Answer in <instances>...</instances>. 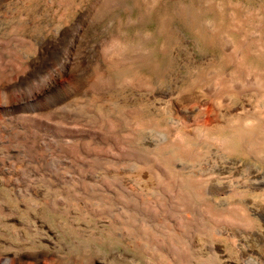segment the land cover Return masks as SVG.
<instances>
[{"label":"rangeland","instance_id":"374dc122","mask_svg":"<svg viewBox=\"0 0 264 264\" xmlns=\"http://www.w3.org/2000/svg\"><path fill=\"white\" fill-rule=\"evenodd\" d=\"M213 2L0 0V161L8 169H0V232L30 231L13 244L56 253L46 264H264V221L252 214L263 237L238 236V246L244 216L217 199L218 170L237 176L251 162L240 140L224 152L217 136L229 133L232 113L264 119V86L248 87L225 42L256 49L264 0ZM119 36L133 57L112 64L108 50ZM245 62L264 72V53ZM229 78L246 86L229 87ZM193 89L200 101L180 105L179 93ZM170 97L176 110L166 112ZM217 100L229 119L219 117ZM243 191L228 203L247 206Z\"/></svg>","mask_w":264,"mask_h":264},{"label":"bare ground","instance_id":"6f19581e","mask_svg":"<svg viewBox=\"0 0 264 264\" xmlns=\"http://www.w3.org/2000/svg\"><path fill=\"white\" fill-rule=\"evenodd\" d=\"M211 2V1H210ZM209 3V2H208ZM212 3L213 0H212ZM212 3L210 5H212ZM236 4V3H235ZM214 5V4H213ZM221 5V4H220ZM218 7V6H217ZM222 7V6H220ZM219 7V8H220ZM218 8V9H219ZM7 9V8H6ZM2 12V11H1ZM256 12V11H255ZM253 14V13H252ZM249 16H252L251 14ZM237 18H235L236 20ZM239 20V18H238ZM257 21V20H256ZM239 22V21H238ZM235 23H237L235 21ZM245 22H240L238 23L237 26H240V27H244ZM22 24V23H21ZM246 24V23H245ZM236 25V24H235ZM2 27V26H1ZM6 27V26H5ZM236 27V26H235ZM218 28V27H217ZM7 31V30H6ZM216 31L214 30L213 28V32ZM217 33H218V29H217ZM220 35V34H219ZM9 36V35H8ZM218 36V35H217ZM2 37V36H1ZM114 38H117V37H114ZM224 38L222 37V40L221 41H224L223 40ZM71 40V39H70ZM73 40V38H72ZM72 40L70 41V44L72 42ZM250 40V39H249ZM75 41V40H74ZM69 42V41H68ZM227 42V41H226ZM225 42V50L227 52V56L229 59L230 62L232 63H235L239 68H243L244 71L246 72V76H244L245 78L243 79V81H245V83H248V87H252V86H258L257 88H260L262 89V87L264 86V72L262 71H259L257 68L253 67L252 64L250 65H247L246 62H245V59L247 56H249L251 53H256L258 55H262L264 53V40L261 39V38H257V39H254L253 42L256 43V49L255 50H252L251 47H250V44L249 42H244L242 43V41H239L241 43H237V44H234L232 43L231 41H228L227 43ZM57 43V42H56ZM73 43V42H72ZM110 45V44H109ZM112 46L109 48L108 50V59L109 61L112 63V64H118V63H122V62H126L128 60H130L133 56L130 55V52H131V47H133L131 44H128L127 42H125V40H123L122 38H120V36L114 41V44H111ZM73 48V47H72ZM1 49V48H0ZM3 49V48H2ZM66 49V48H65ZM69 49V47L67 48ZM70 51V50H69ZM68 51V52H69ZM71 52V51H70ZM4 53V52H2ZM5 56L6 53H4ZM66 54L69 55V53L66 52ZM72 55V54H71ZM1 57V55H0ZM71 57V56H70ZM8 58V57H7ZM11 58V57H10ZM17 59V58H16ZM67 60V59H66ZM71 60V59H70ZM69 60V62H70ZM77 60V59H76ZM198 61V60H197ZM64 62V61H63ZM22 63V62H21ZM76 63V62H75ZM2 64V63H1ZM24 65V63L22 64ZM62 65V63L60 64ZM235 65V66H236ZM19 66V65H18ZM29 66V65H28ZM69 66V65H68ZM67 66V67H68ZM73 66V65H72ZM1 67V66H0ZM17 67V66H16ZM51 67V66H50ZM74 67V66H73ZM6 68V66H5ZM8 68V67H7ZM54 68V66L52 67ZM58 68V67H57ZM3 68H1L2 70ZM9 69V68H8ZM11 69V67H10ZM21 69V68H20ZM56 69V68H55ZM69 69V68H68ZM73 69V68H72ZM12 70V69H11ZM23 70V69H22ZM77 70V69H76ZM27 71V70H26ZM48 71V69H47ZM63 71V70H61ZM5 71L2 70V73H4ZM20 72V70L18 71ZM51 72V71H50ZM60 72V71H59ZM17 73V72H16ZM50 74V73H49ZM59 74V73H58ZM48 75V74H47ZM45 75V76H47ZM20 76V75H19ZM56 76V75H55ZM59 76V75H58ZM11 77V76H10ZM50 77V76H48ZM65 77V76H64ZM75 77V76H74ZM77 77V76H76ZM218 77V76H217ZM8 78V77H7ZM13 78V77H12ZM235 78V77H234ZM234 78H229L228 81H227V85L229 87L233 86V84L235 83L236 85L238 86H243L245 83L242 82L241 80H236ZM45 79V78H44ZM60 79V78H59ZM69 79V78H68ZM73 79V78H72ZM223 79V78H222ZM75 80V79H74ZM218 80V79H217ZM221 80V78L219 79ZM12 81V80H11ZM48 81V80H47ZM54 81V80H53ZM224 81V80H223ZM2 82V81H1ZM0 82V83H1ZM57 82V81H56ZM73 82V81H72ZM7 83V82H6ZM46 83V82H45ZM50 83V82H49ZM58 83V82H57ZM243 84V85H242ZM7 85V84H6ZM50 85V84H49ZM143 85V84H142ZM77 86V85H76ZM246 86V85H244ZM43 87V86H42ZM216 87V86H214ZM45 88V86H44ZM59 88V87H58ZM74 88V87H73ZM213 88V87H212ZM238 88V87H237ZM43 89V88H42ZM56 89V88H55ZM60 89V88H59ZM214 89V88H213ZM219 89V88H218ZM10 92H15L17 91V85L16 84H12L11 85V88H10ZM47 90V89H46ZM54 90V89H53ZM78 90V89H77ZM264 90V88H263ZM7 91V90H6ZM31 91V90H30ZM36 91V90H35ZM42 91V90H41ZM70 91V90H69ZM28 93V92H27ZM6 94V93H5ZM35 94V93H34ZM17 95V94H16ZM33 95V94H32ZM36 95V94H35ZM39 95V93L37 94ZM165 95H168V94H165ZM202 92L198 89H193V90H190V91H182L179 93V95L177 96V101L180 102L179 104L183 106V104H187V103H198V101H200V98L202 97ZM2 96V95H1ZM9 96V95H8ZM25 96V95H24ZM17 97V96H16ZM19 97V96H18ZM33 97V96H32ZM62 97V96H61ZM13 98V97H12ZM57 98V97H56ZM70 98V97H69ZM58 99V98H57ZM219 99V98H218ZM221 99V98H220ZM12 100V99H10ZM22 100V99H21ZM28 100V99H27ZM32 100V99H31ZM30 100V101H31ZM35 100V99H34ZM44 100V99H43ZM172 97L169 98V101L167 102V107H166V112H171V111H175V105L172 101ZM5 101V99H4ZM9 101V99H8ZM23 101V100H22ZM14 102V101H13ZM38 102V101H37ZM47 102V101H46ZM57 102V101H56ZM2 103V102H1ZM23 103V102H21ZM24 103H26L24 101ZM48 103V102H47ZM53 103V102H52ZM193 103V104H194ZM14 104V103H12ZM16 104H18V102H16ZM20 105V103H19ZM22 105V104H21ZM28 105V103H27ZM221 105H222V101L220 100H217V106H218V115L220 118H228V116L230 115V113L228 111H223L222 108H221ZM4 105H1L0 104V110H2L4 107ZM9 108V104L7 105ZM12 106V105H11ZM25 106V105H24ZM23 106V107H24ZM57 106V105H56ZM185 106V105H184ZM7 108L6 111L9 109ZM16 108V107H15ZM245 108V107H244ZM12 109V108H11ZM30 109V108H29ZM4 111V110H2ZM10 112V111H9ZM8 112V113H9ZM14 112V111H13ZM3 113V112H2ZM7 114V113H6ZM38 114V113H37ZM14 115H16L14 113ZM20 115H23V114H20ZM19 115V116H20ZM243 114L241 112L239 113H232L231 117L232 119L229 120L228 122V125H225V127H227L230 131L229 133L226 135L224 134H219V136H217V141L219 143V145L222 147L223 151L226 152V150L229 148V145H230V139H236V140H240L242 143H243V149H242V154L244 155V157L248 158L249 161H251L250 163H245L244 166L242 165L241 167V171L239 172V174H237V176H233V175H229V174H226L224 172H226L228 169H225V168H220L218 171V174H221L219 176V179L217 180V196H218V203L221 204L222 206H228L231 210V214H233L232 212L233 211H237V212H240L243 216H244V223L243 225H245L244 227H246V230L245 231H241L239 230H236L234 235L237 237V240L235 241V244H237L238 246L241 245V242H240V238L242 239L243 238H247V236H250V237H255L256 236V239L259 238V237H263V232L261 230L262 226L258 225L257 223H255L254 220L251 219V215L252 214H255L257 215L262 221H264V168H258V165L260 162L264 161V119L263 120H259L253 116H250V117H246V118H241ZM8 116V115H6ZM184 117V115H182ZM5 117V116H4ZM181 117V115H180ZM2 118V117H1ZM8 118V117H7ZM12 118V117H11ZM229 119V118H228ZM6 121V120H5ZM3 121V122H5ZM8 121V120H7ZM225 121V120H224ZM7 123V122H5ZM222 123V122H221ZM9 124V122H8ZM19 124V123H18ZM224 124V123H223ZM28 125V124H27ZM5 126V125H4ZM8 126V125H7ZM219 126V125H218ZM39 127V126H38ZM220 127H223V126H220ZM3 128V127H2ZM0 127V129H2ZM10 129V128H9ZM25 129V128H24ZM3 130H6V129H3ZM2 130H0L1 132ZM7 131V130H6ZM8 132L10 133V131L8 130ZM2 134V133H0ZM4 134V132H3ZM20 134V133H19ZM7 135V134H6ZM9 135V134H8ZM3 136V135H2ZM2 138V137H1ZM169 138V137H168ZM172 138V137H171ZM174 140H176L177 142L179 143H183L184 139H185V135L181 134V133H176L174 135ZM8 138H6L7 140ZM10 139V138H9ZM12 139V138H11ZM29 139V138H28ZM1 140V139H0ZM5 140V139H4ZM3 140V141H4ZM165 140H168L167 138ZM193 140V139H192ZM2 141V142H3ZM18 141V140H17ZM26 141V140H25ZM162 141V140H161ZM172 141V140H171ZM9 142H11L9 140ZM163 142V141H162ZM167 142H170L169 140ZM186 142H187V139H186ZM185 142V144H187ZM189 142H191L189 140ZM188 142V143H189ZM12 143V142H11ZM173 143V142H172ZM2 145V143H0ZM9 144V143H8ZM17 144V143H16ZM191 144V143H190ZM166 145H169V144H166ZM182 145V144H181ZM11 146V144H10ZM17 146V145H16ZM29 146V145H28ZM9 147V146H8ZM3 148V147H2ZM11 148V147H9ZM14 148V146H13ZM161 148V147H160ZM186 148V147H185ZM11 150V149H10ZM8 150V152L10 151ZM18 150V149H17ZM3 151H6V150H3ZM15 152V151H14ZM182 152V151H181ZM231 152V151H230ZM13 153V152H12ZM11 153V154H12ZM17 153V152H16ZM5 154V153H4ZM9 154V153H8ZM1 155V153H0ZM3 156V154H2ZM13 157V156H12ZM224 157V156H223ZM2 158V157H1ZM4 158V157H3ZM10 158V156H9ZM8 158V159H9ZM1 160V159H0ZM6 160V159H5ZM10 160V159H9ZM15 160V159H14ZM2 161V160H1ZM0 161V164L2 163ZM7 161V160H6ZM19 161V160H18ZM24 161V160H23ZM247 161V160H246ZM5 162V161H4ZM8 162V161H7ZM11 162V161H10ZM253 162V163H252ZM6 163V162H5ZM3 163L0 165V169L2 171V173H6V171L8 170L6 168V164ZM19 163H21L19 161ZM5 164V165H4ZM11 164V163H10ZM17 164V163H16ZM8 165V163H7ZM18 165H21V164H18ZM23 165V164H22ZM26 165V164H25ZM9 166V165H8ZM28 166V165H27ZM36 166V165H35ZM34 167V166H33ZM254 167V168H253ZM31 168V167H30ZM38 168V167H37ZM36 168V169H37ZM11 169V168H10ZM21 169V168H20ZM22 169H23V166H22ZM29 169V168H28ZM12 172H14V169L12 168ZM26 171V169H25ZM37 171V170H35ZM16 172V171H15ZM30 172H33V171H30ZM228 172H230L228 170ZM232 172V171H231ZM27 173V172H26ZM17 174V173H16ZM31 174V173H30ZM28 174V175H30ZM36 174V173H35ZM40 174V173H39ZM37 175V174H36ZM35 175V177H36ZM8 176V175H7ZM16 176V175H15ZM20 176V175H19ZM18 177V176H17ZM26 177V175H25ZM24 177V178H25ZM31 177V176H30ZM33 177V178H35ZM10 178V177H9ZM23 178V176H22ZM27 178V177H26ZM41 178V177H40ZM39 178V179H40ZM1 179V178H0ZM36 179V178H35ZM11 180V179H10ZM23 181V180H22ZM25 181H28L25 179ZM36 181V180H35ZM5 182V181H4ZM9 181H7L6 183L2 184L5 186L8 187L10 184L8 183ZM21 182V181H20ZM11 183V182H10ZM12 184V183H11ZM24 184V183H23ZM29 184V183H28ZM31 184V183H30ZM20 185V184H19ZM55 185V184H53ZM1 186V185H0ZM24 186V185H23ZM27 186V185H26ZM51 186V185H50ZM29 187V186H28ZM39 187V186H38ZM37 187V188H38ZM41 187V185H40ZM44 187V186H43ZM23 190L22 187H19ZM18 188V190H19ZM36 188V187H35ZM42 188V187H41ZM12 189V188H11ZM15 189V188H13ZM20 189V191H21ZM43 189V188H42ZM31 190V189H30ZM30 190H26V191H29ZM36 190V189H34ZM41 190V189H40ZM67 190V189H66ZM70 190V188H69ZM245 191V197H246V193L250 194L251 195V200L248 201V205L247 206H244L242 207L241 209L240 208H237L235 205L233 204H230L228 203L229 201V198H231L232 196L236 195V194H240L241 195V192L239 191ZM4 191V190H3ZM7 191V190H5ZM19 191V193H20ZM47 191V190H46ZM52 191V190H51ZM243 191V192H244ZM11 192V191H10ZM40 192V191H39ZM42 192V191H41ZM44 192V191H43ZM50 192V191H49ZM28 193V192H26ZM46 193V192H45ZM44 193V194H45ZM55 193V192H54ZM15 194V193H14ZM33 194V193H32ZM56 194H58L56 192ZM25 195V194H24ZM23 195V196H24ZM48 195V194H47ZM51 194L49 193V196ZM5 196V195H3ZM8 197L6 199H9V195H7ZM19 196H22L21 193L19 194ZM22 196V197H23ZM28 196V195H27ZM46 196V195H45ZM55 196V195H54ZM59 196V195H58ZM244 196V195H243ZM248 196V195H247ZM6 197V196H5ZM16 196H12V198H14ZM60 197V196H59ZM241 197V196H240ZM1 198V196H0ZM25 198V197H24ZM46 198V197H45ZM61 199V198H60ZM263 199V200H262ZM17 200V199H16ZM22 200V199H21ZM20 200V201H21ZM38 200V198H37ZM40 200V199H39ZM38 200V201H39ZM46 200V199H45ZM50 200V198H49ZM57 200V199H56ZM9 201V200H8ZM19 201V199H18ZM17 201V202H18ZM36 201V200H35ZM41 201V200H40ZM47 201V200H46ZM51 201V200H50ZM54 201V198L53 200ZM25 203H27L26 201H24ZM32 202V200H31ZM34 202V201H33ZM32 202V203H33ZM45 202V201H44ZM48 202V201H47ZM1 203V202H0ZM4 203V202H3ZM2 203V205H3ZM14 203V202H13ZM23 203V204H25ZM30 203V202H29ZM40 203V202H39ZM59 204V203H58ZM8 205V204H7ZM31 205V204H29ZM35 205V204H34ZM42 205V204H40ZM151 205V204H150ZM6 206V204H5ZM4 206V207H5ZM13 206V205H12ZM152 206V205H151ZM150 206V207H151ZM14 207V206H13ZM12 207V208H13ZM26 209L28 208L27 206H25ZM54 208H56V205L53 206ZM143 207V206H142ZM153 207V206H152ZM151 207V208H152ZM209 207V206H208ZM241 207V206H240ZM10 209V206L8 207ZM40 207H38L39 209ZM145 208V207H144ZM1 209H2V206H1ZM19 209V208H18ZM4 210V209H3ZM24 210V209H23ZM209 210V209H208ZM14 211V210H13ZM154 211V210H153ZM204 211V210H203ZM206 211V210H205ZM1 212V211H0ZM3 212V211H2ZM12 212V211H11ZM26 212V211H25ZM4 213V212H3ZM229 213V212H228ZM228 213L227 211H225L224 208H221L218 215H219V218L221 221H224V223L229 220V216H228ZM10 214V213H9ZM237 214V213H236ZM239 214V213H238ZM11 215V214H10ZM20 215V214H19ZM22 215V214H21ZM3 216V215H2ZM7 216V215H6ZM9 216V215H8ZM23 217V216H21ZM231 217V216H230ZM5 218V217H4ZM10 218V216H9ZM241 218V217H240ZM233 219V218H232ZM8 220V218H7ZM2 221V219H1ZM0 221V222H1ZM5 222H8L6 221V219L4 220ZM23 221V220H22ZM231 221V220H230ZM229 221V222H230ZM26 222V221H25ZM232 222V221H231ZM3 223V222H2ZM24 223V222H23ZM29 222H27L28 224ZM233 223V222H232ZM240 223V222H239ZM4 224V223H3ZM31 224V223H30ZM222 224V223H221ZM226 224V223H225ZM230 224V223H229ZM235 224V223H233ZM260 224V223H259ZM10 225V224H9ZM32 225V224H31ZM242 225V223H241ZM33 226V225H32ZM234 226V225H233ZM236 227L238 226L237 223L235 225ZM4 227H7L4 225ZM12 227V226H11ZM35 227V226H34ZM235 227V228H236ZM17 228V227H16ZM1 229H3L1 227ZM36 229V228H35ZM242 229V228H241ZM245 229V228H244ZM7 230V229H6ZM17 230V229H16ZM34 230V229H33ZM3 231V230H1ZM37 231V229H36ZM15 232V231H13ZM28 233H30V231H26L24 232L23 230H19L17 233H14V236L10 234V232L8 231H4V232H0V238H5L6 241H9V245L8 246H5V245H2V243L0 242V264H11L10 262H13V264H46L45 262V258L49 255H53L55 256L56 253H51L50 250H48L47 248H42L40 247L39 245L38 246H34L32 247L31 249H28L27 250V246L26 247V244L25 246H19V244H13L11 240H13V238L15 237L16 239L18 240H22V241H26L27 240V235ZM32 233V232H31ZM34 234L35 236V233H32ZM230 234V233H229ZM244 234V235H243ZM239 236V237H238ZM36 237V236H35ZM38 239V238H36ZM42 239V238H41ZM254 239V238H253ZM40 240V239H39ZM260 240V239H258ZM3 241V240H2ZM15 241V240H14ZM16 242V241H15ZM36 242V241H35ZM34 242V243H35ZM40 242V241H39ZM257 242V241H256ZM21 243V242H19ZM243 244V243H242ZM41 245V243H40ZM32 246V245H31ZM235 248V246H234ZM56 257V256H55ZM64 257V256H63ZM52 258V257H51ZM57 258V257H56ZM55 258V259H56ZM69 259V258H68ZM253 259V258H251ZM54 260V259H53ZM256 260V259H255ZM249 262V261H248ZM258 263V261H257ZM49 264H51V262H49ZM58 264V263H57ZM77 264V263H76ZM256 264V263H255Z\"/></svg>","mask_w":264,"mask_h":264}]
</instances>
